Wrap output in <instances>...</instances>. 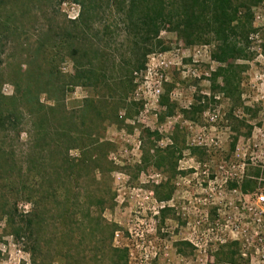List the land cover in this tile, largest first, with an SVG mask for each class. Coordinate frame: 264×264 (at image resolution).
Instances as JSON below:
<instances>
[{
	"label": "rangeland",
	"instance_id": "1",
	"mask_svg": "<svg viewBox=\"0 0 264 264\" xmlns=\"http://www.w3.org/2000/svg\"><path fill=\"white\" fill-rule=\"evenodd\" d=\"M24 1L28 5L24 28L8 44L6 55L18 53L16 47L22 44V57L16 63L29 60L34 48L48 37L47 43L58 54V71L62 76L73 75L71 52L76 43L71 22L80 18L82 5L73 0ZM253 13L250 59L240 62L246 69L240 75V99L233 107L231 99L210 97L209 78L218 66L210 58L211 46H188L176 33L162 31L160 38L168 50H154L144 68L134 70L136 58L130 54L124 27L119 22L113 24L122 15L115 8L93 7L88 11L96 23L94 32L85 33V37L99 31L93 42L98 43L100 53H106L107 60L100 61L101 56L98 60L104 65L107 80L113 84V78L128 68L132 87L123 92L116 85L109 86L115 91L72 86L66 91L64 104L69 110L78 109L85 100H99L103 95L121 104L118 119L109 116L110 120L94 131V140L107 144L96 152L102 157L103 172L96 174V184L83 183L80 191L82 196L88 192L102 195L107 209L101 214V222L116 226L111 245L127 250L128 264H225L217 262L215 254L221 245L232 242L238 243L237 264H264V204L258 201L264 196V188L260 185L259 190L247 195L230 188V183L240 182L244 174L257 168L264 171V4ZM109 24L114 26L105 37L102 28ZM99 62L94 61L95 67ZM11 69L13 65L5 79ZM112 70L118 72L112 74ZM167 91L175 106L171 117L160 104ZM1 92L9 96L13 88L6 83ZM196 101L203 107L206 104L205 111L195 121L184 118L180 110ZM40 102L52 104L45 94ZM22 128L29 131L28 122ZM2 140L8 150L18 152L24 149L21 143L27 142V134L20 135L19 143L14 133ZM171 150L175 155L170 162L173 165L177 161L173 173L165 166L157 169L155 158ZM69 156L79 157L78 150H71ZM161 186L172 191L169 201L158 200L156 192ZM29 209V204L18 205L20 212ZM92 212L93 217L99 214L96 207ZM86 233L87 242L79 246L80 234L75 229L74 254L80 256L84 249L87 264H95L91 261L94 241L100 239L108 245V234L90 236L87 229ZM26 247L25 240L10 235L6 219L0 220V264H34ZM55 250L51 248L46 264H67L63 257H56ZM100 252L97 264H112L106 249Z\"/></svg>",
	"mask_w": 264,
	"mask_h": 264
},
{
	"label": "trees",
	"instance_id": "2",
	"mask_svg": "<svg viewBox=\"0 0 264 264\" xmlns=\"http://www.w3.org/2000/svg\"><path fill=\"white\" fill-rule=\"evenodd\" d=\"M73 1L83 8L80 18L71 22L74 27L71 33L76 43L71 52L75 69L73 75L62 76L55 62L58 54L53 53L55 47L51 48L47 43L48 37L34 48L29 60L16 63L22 57V44L16 47L19 54L6 55L8 44L24 28L23 15L28 5L24 0H0V220L6 219L10 235L16 240L26 241L27 252L34 264H46L45 259L53 247L56 248V257H63L67 264H87L82 254L84 249L80 256L78 252L74 254L72 238L75 229L80 234L79 246L87 242L86 229L90 236L108 234V245L100 239L94 241L95 256L91 261L95 264L99 262L101 248L106 249L112 264H128L127 250L111 245L116 226L101 222V214L107 209L102 195L88 192L82 196L80 191L83 183L96 184V174L103 172L102 157L96 152L107 144L94 140V131L110 117L118 119L121 104L106 95L99 100H85L78 109L69 110L64 104L66 91L72 86L107 87V90L115 91L110 85H116L123 92L132 87L131 70L128 68L121 72L119 78H113V84L107 80L104 65L98 60L100 56V61L107 60L106 53H100L98 43L93 42L99 31L96 30L90 38L85 37V33L94 32L96 23L88 14L89 9L115 8L122 15L113 24L119 22L124 27L130 42V54L136 58L134 70H142L147 56L154 50H168L160 38L162 31L176 33L188 46H211L210 58L218 66L209 78L210 97L213 100L216 95H221L231 99L233 107H236L240 99V75L246 69L240 62L250 59L249 37L255 33L253 9L264 4V0ZM113 24L101 27L103 36L108 37ZM68 33L65 34L70 35ZM94 61L96 64L99 62L96 67ZM10 65L14 69L5 79ZM6 83L12 86V95L6 96L1 92ZM43 94L52 104L40 102ZM160 104L167 116L174 115L175 106L170 102L168 91L160 98ZM205 105L203 107L196 101L180 112L184 118L195 121L205 111ZM25 121L29 131L22 128ZM23 132L27 134V142L21 143L24 149L18 152L12 148L8 150L3 137L14 133L19 143ZM71 150H78L79 157L69 156ZM165 154H159L153 165L157 169L165 166L173 173L177 161L172 165L170 158L174 157L175 151ZM263 179L264 171L257 168L244 174L240 182H231L230 188L245 195L253 194L260 185L264 188ZM163 187L156 192L160 202L169 201L172 195L170 189L163 190ZM20 203L29 204V211L20 212ZM92 207L99 211L94 217ZM215 258L217 262L237 264L240 258L238 243L221 245Z\"/></svg>",
	"mask_w": 264,
	"mask_h": 264
},
{
	"label": "built area",
	"instance_id": "3",
	"mask_svg": "<svg viewBox=\"0 0 264 264\" xmlns=\"http://www.w3.org/2000/svg\"><path fill=\"white\" fill-rule=\"evenodd\" d=\"M258 201H259L260 204H264V196H260L258 198Z\"/></svg>",
	"mask_w": 264,
	"mask_h": 264
}]
</instances>
